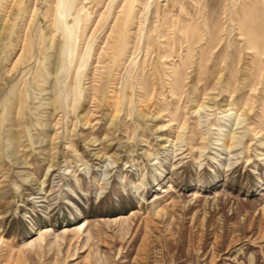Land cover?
Masks as SVG:
<instances>
[{"label": "rangeland", "instance_id": "rangeland-1", "mask_svg": "<svg viewBox=\"0 0 264 264\" xmlns=\"http://www.w3.org/2000/svg\"><path fill=\"white\" fill-rule=\"evenodd\" d=\"M0 264H264V0H0Z\"/></svg>", "mask_w": 264, "mask_h": 264}, {"label": "bare ground", "instance_id": "bare-ground-1", "mask_svg": "<svg viewBox=\"0 0 264 264\" xmlns=\"http://www.w3.org/2000/svg\"><path fill=\"white\" fill-rule=\"evenodd\" d=\"M123 217H125V216H121V218H123ZM79 225L80 226L78 228H84V227H86L87 224L84 222H81Z\"/></svg>", "mask_w": 264, "mask_h": 264}]
</instances>
